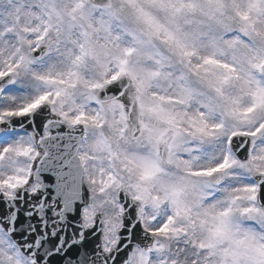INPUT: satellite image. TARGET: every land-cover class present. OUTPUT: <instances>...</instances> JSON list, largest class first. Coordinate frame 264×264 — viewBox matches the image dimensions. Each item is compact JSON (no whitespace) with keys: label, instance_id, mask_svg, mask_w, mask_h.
<instances>
[{"label":"snow or ice","instance_id":"1","mask_svg":"<svg viewBox=\"0 0 264 264\" xmlns=\"http://www.w3.org/2000/svg\"><path fill=\"white\" fill-rule=\"evenodd\" d=\"M0 264H264V0H0Z\"/></svg>","mask_w":264,"mask_h":264}]
</instances>
